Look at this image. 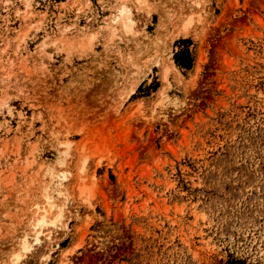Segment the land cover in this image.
Returning a JSON list of instances; mask_svg holds the SVG:
<instances>
[{"label": "rangeland", "instance_id": "1", "mask_svg": "<svg viewBox=\"0 0 264 264\" xmlns=\"http://www.w3.org/2000/svg\"><path fill=\"white\" fill-rule=\"evenodd\" d=\"M0 264H264V0H0Z\"/></svg>", "mask_w": 264, "mask_h": 264}]
</instances>
